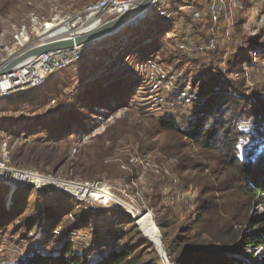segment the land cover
<instances>
[{"label": "rangeland", "instance_id": "obj_1", "mask_svg": "<svg viewBox=\"0 0 264 264\" xmlns=\"http://www.w3.org/2000/svg\"><path fill=\"white\" fill-rule=\"evenodd\" d=\"M92 1L94 0H0L1 56L11 58L15 52H18L19 48L14 38V32L17 27L28 23L32 17L50 20L80 11ZM196 1L177 0L180 6L176 9H170L168 6L170 2L166 0H162V4L167 7L166 11L172 17H176L180 11H183L187 15L190 14L192 18L195 17V11L199 10L197 7H193ZM245 2L248 1L245 0ZM260 2L262 1H257L258 8L253 5L254 8L250 6L244 11H235L230 16L231 26L230 22L224 21L223 27L231 31V36L232 32L234 34L233 38L225 35L223 38H219L220 52L222 50L228 52L231 49L235 51L240 40L253 43L250 48L251 54H255L264 46V34L261 31L264 26L257 25V17L255 16V11L258 13V9L261 7ZM253 10L254 14L250 15ZM205 11L204 9L200 10V18L196 19H202ZM169 17L149 14L144 22L135 26V29L125 28L114 36L105 37L101 41L98 40V43L91 47L80 61L61 72L53 73L42 86L32 90L27 96H17V93L8 96L0 95V127L2 129L0 156L3 148H5L9 153L11 163L15 166L28 168L27 165L29 164L39 163L42 167L33 169L40 172H54L75 180H105L108 183L112 199H108L109 202L105 205L97 201L98 206L96 207L84 205V202H79L75 197L64 192H58L64 193L68 197L64 200L63 196L58 195L57 198V196L50 195L52 196V203H58L57 201L61 200V203L69 206L68 208L72 207L80 211L83 218L69 214L63 224H73L69 236H67L84 249H88L94 240L95 243L98 242L94 248L89 249L92 254L100 250L102 243L117 242L120 246L128 245L132 239L129 236L135 232L147 236L152 242V239L159 237V244L164 251L167 244H170L172 240H177L175 237L178 234H185L188 239L192 238V240L182 242L178 248H174L175 250H181L182 247L197 243H208L213 246L211 240L202 235L197 228L195 235L190 236V227L184 226L188 223L192 213L200 208V202L204 201L207 196L202 195L199 190H194L183 181L187 172L177 171V160L169 157L164 151L165 146L178 140V135L172 132H164L155 117H145L137 108L135 100H131L126 106L116 108L112 113L109 108L105 107H118L119 100L111 97L108 105L103 107L100 105L102 91L96 90L94 94V88L97 87H95L96 83L98 81L105 82L104 75L114 73L111 76L116 75L119 81L123 82L129 78L136 79L138 76L134 72L135 65L146 63L149 60L158 64L159 67L171 70L177 76V81L178 75L183 76L182 72L186 66L180 67V73L172 70L177 57H181L174 48L178 45L180 48L182 43H179V39L175 37L176 34L180 37V33H175L172 30L167 31L168 24H164V22L167 21L166 19H170ZM162 18H166L165 21ZM202 22L203 20H200L199 24ZM194 23L193 28L197 32L194 34L192 30L190 32L192 36L188 38L191 39L189 40L191 43L196 44L207 34L199 36L198 32L201 30ZM175 27L189 30L191 29V22L185 24L181 20L175 22ZM253 28L255 30L252 31ZM159 30H162L159 35L169 41L173 47L165 44L155 46L159 47L156 52L157 58L148 59L147 55H143L144 48L146 49L145 44L148 45ZM259 30L260 32L256 35L255 33ZM141 31L149 37L145 39V42L139 39ZM252 37L253 40H251ZM180 50L182 49L180 48ZM192 52H196L194 56L200 60L207 57L206 54H201L198 50ZM217 57L215 56V60ZM169 60L174 61L171 64L168 62ZM237 71H240L241 76L235 74L238 80L229 85L233 87L238 82L241 92L245 93L243 96L250 97L251 93L257 94L264 90V61L256 62L253 60L245 68L239 66ZM244 73L245 76H243ZM225 76H227L225 80L233 81L230 76L234 75L225 74ZM139 78L146 79L145 75H140ZM182 78L185 80L184 76ZM186 84L191 85L192 89L198 93V87L194 86L191 79L185 81L182 87H185ZM90 88L91 97H88L86 91ZM55 91H60V94L55 96ZM32 95H48L45 100H50L45 107L42 105L32 107L30 105L24 109L22 105ZM200 99L199 97L198 100ZM45 100L42 103H45ZM58 106L61 109L55 110L56 113L57 111L61 114L78 112L81 120L80 123L74 124V131L69 136H65L61 140L55 139L47 142L45 140L48 135L42 131L38 124L31 123L35 118L51 117L54 115L52 113L54 110H50ZM84 123L87 125L88 133L81 127ZM183 141L187 140L183 138L181 143ZM189 151L192 154L197 150L190 148ZM42 154L50 156L51 160H48V163L41 161ZM122 163L127 164L128 167H122ZM202 163L203 167H196L197 169L194 171L198 173L210 171L207 168L209 163L206 161ZM213 164L216 166L215 163ZM209 180L213 181L214 179L209 177ZM159 184L160 186H158ZM5 186L8 188L7 196L10 188ZM174 191L182 197L178 198ZM33 193L38 194L35 190ZM12 198L7 199V205L10 204ZM214 198L227 215L234 217L233 228H238L248 213L246 207L233 203L234 200H230L229 194L214 195ZM242 200L245 201L246 199ZM251 212L264 214L263 198L256 199L249 214ZM145 214H148V217L145 216V220L139 223ZM124 217L128 221H133L131 226H127V220L122 221ZM147 220L152 226L147 225ZM159 223H164L162 226L169 223V226L163 229ZM216 225L217 222L213 221L212 232H216ZM44 227L43 231L40 229L35 234L36 240H32V238L23 239L14 230H8L6 234L3 231L0 235V264H10L17 255L27 256L28 249L43 251L45 249L44 243L48 239L47 222ZM54 233L61 239L62 236L66 235L65 226L60 225L54 230ZM59 238L57 239L60 240ZM139 244L140 241L137 242V245ZM155 246L163 263L173 264L170 262L166 251L165 255H161L156 244ZM261 248L257 251H260Z\"/></svg>", "mask_w": 264, "mask_h": 264}, {"label": "trees", "instance_id": "obj_2", "mask_svg": "<svg viewBox=\"0 0 264 264\" xmlns=\"http://www.w3.org/2000/svg\"><path fill=\"white\" fill-rule=\"evenodd\" d=\"M166 1L170 2L168 5L170 9L180 6L177 0ZM208 4L209 0L195 2L196 6L193 7H197L199 9L197 11L206 10L203 18L199 20L195 17L191 18L190 14L187 15L183 11H180L176 17L162 18L163 21L167 20L164 22V24H168L167 31L172 30L175 33H180V37L175 35L179 39V43H191L189 41L192 36L190 32L192 30L194 34L197 32L193 28L195 22L194 24L198 25V29L201 30L198 32L199 36L206 34L208 36L210 33ZM247 5L248 8L253 7L251 3ZM253 14L254 10L250 15ZM255 16L257 17V11H255ZM181 20L185 24L191 22V29L176 28L175 22ZM200 20H203L201 24H199ZM129 28L133 30L135 26ZM161 31L159 30L155 34L148 45L145 44L146 49L144 48L143 55H147L148 59L157 58L156 52L159 47L155 46L165 44L173 47L169 41L159 35ZM261 31L264 34V27L261 28ZM259 32L260 30L255 34L257 35ZM233 34L234 32H232V36L230 35L231 38H233ZM223 36L222 34L219 38L221 39ZM146 38L149 37L141 31L140 41L145 42ZM253 39L252 37L251 40ZM251 44L253 43L240 40L237 49L235 51L231 49L228 52L226 50L220 52L218 45L217 49L213 51L201 52V54L207 55L204 60L195 57L196 52L180 50L179 45L174 48L181 57L177 55L172 70L180 73V67L186 66L182 72L185 80H183V76L178 75L177 84L182 86L185 81L191 79L194 86L198 87L201 99L191 103H185L182 99L172 98L170 95H167L164 103L153 101L149 95L143 92L150 85L147 78H129L123 82L119 81L116 75L111 76L114 74L111 73L104 75L105 82L98 81L95 85L97 87L94 88V94L96 90L102 91L101 106H107L111 97L119 100L118 107H105L109 108L110 112L113 113L116 108L126 106L131 100H135L137 108L145 117H155L164 132L178 135V140L165 146L164 151L169 157L177 160V171L187 172L183 181L194 190H199L202 195L207 196L204 201L200 202V208L192 213L188 223L184 226L190 227V236L195 235L197 228L202 235L211 240L213 246L208 243H197L182 247L181 250H175L174 248H178L182 242L192 240V238L188 239L185 234H178L175 237L177 240H172L165 246L166 254L173 264H264V214L258 212L249 214L256 199H264V90L245 97L238 82L233 87L229 85L238 80L235 74L241 76L240 71H237L239 66L245 68L253 60L264 61V46H260L261 48L255 54H251ZM215 56H218L216 60ZM173 61L169 60L168 62L172 64ZM225 74L234 75L230 76L233 81L225 80L227 78ZM32 90L34 89L18 92L17 96H27ZM90 91L91 88L86 91L88 97H91ZM55 92V96L60 94V91ZM47 96L32 95L22 106L24 109L30 105L45 107L50 100H45ZM43 100L46 102L42 103ZM60 109L59 106L54 107L50 110H54L52 112L54 115L35 118L31 123L38 124L42 131L48 135L45 140L47 142L55 139L61 140L63 137L69 136L74 131V124L80 123L81 116L78 112L61 114L57 111L56 113L55 110ZM81 127L88 133L85 123ZM183 138L187 141L181 143ZM190 148L197 151L191 154ZM40 160L48 163L51 157L42 154ZM204 161L209 163L207 168L210 171L206 173L194 171L197 169L196 167H203L202 162ZM27 166L28 168L42 167L39 163ZM209 177L214 180L210 181ZM33 191L34 189L27 187L16 189L10 204L7 205L8 188L0 184V235L3 231L6 234L8 230H14L23 239L36 240L35 234L40 229L43 231L44 224L47 222L48 239L44 243L45 249L43 251L28 249L27 256L17 255L10 264H164L155 244L140 232L129 236L132 239L126 246H120L117 242L102 243L100 250L92 254L89 249L94 248L98 242L95 243L94 240L88 249H84L68 237L73 224H63L69 214L83 218L80 211L72 207L68 208L69 206L61 203L59 199L58 203H52L50 195L57 196V198L63 196V200L68 197L64 193L38 190L36 191L38 194H35ZM174 192L178 198L182 197L176 191ZM221 194H229L230 200H234L233 203L246 207L248 213L238 228H233L234 217L227 215L219 207V202L215 200L214 195ZM126 220L127 226H131L133 221H128L126 217L122 218V221ZM213 221L217 222L216 232L211 231ZM162 224L164 223H159V226L163 229L169 226V223L165 226ZM60 225L66 228V235L61 239L54 233V230ZM116 234L119 236L118 232ZM139 241L140 244L137 245ZM259 248L261 250L257 251Z\"/></svg>", "mask_w": 264, "mask_h": 264}, {"label": "built area", "instance_id": "obj_3", "mask_svg": "<svg viewBox=\"0 0 264 264\" xmlns=\"http://www.w3.org/2000/svg\"><path fill=\"white\" fill-rule=\"evenodd\" d=\"M141 0H94L84 9L71 12L64 16L52 18L50 20H40L32 17L28 23L17 27L14 38L18 44V52L48 41L60 39H74L77 35L90 31L102 25L120 14L126 13ZM209 0L208 13L210 16V33L198 43H182V50H198L200 52L213 51L217 49L221 34L229 37L231 31L223 27L224 21L230 22L233 13L244 11L248 8L247 3L251 2L256 8L258 0ZM259 4L257 25L264 26V0ZM167 7L162 4V0H154L147 9L143 19L136 25L138 26L149 16V14H160L172 17L166 11ZM195 19L200 18V11H195ZM169 17V18H170ZM225 24V23H224ZM229 26V27H230ZM228 27V26H227ZM226 30L224 31V29ZM222 30V31H221ZM224 31V32H223ZM98 43V40L75 44L72 47L60 48L38 55L22 67L15 69L7 74H0V95L8 96L12 93L27 91L42 86L49 75L57 70H63L74 63L80 61L84 55ZM15 53L13 55H15ZM0 53V66L8 61ZM146 69V71H145ZM145 71V72H143ZM135 74L139 77L145 75L150 85L143 91L149 95L153 101L164 103L167 95L172 98L182 99L185 103H191L199 99V94L186 84L185 87L177 84V76L171 70L159 67L158 64L149 60L146 63L135 65ZM55 103V101H53ZM2 129L0 127V136ZM0 156V183L9 186L10 191L7 199H11L13 192L18 188H29L26 184H32L35 191H57L64 192L75 197L84 205L96 207L97 201L102 204L112 199L109 193V185L105 180H75L58 175L54 172H40L33 168L15 166L11 163L9 153L5 148ZM138 159V158H137ZM136 159V160H137ZM122 167H128L122 163ZM14 184V185H13ZM110 214V213H109Z\"/></svg>", "mask_w": 264, "mask_h": 264}, {"label": "water", "instance_id": "obj_4", "mask_svg": "<svg viewBox=\"0 0 264 264\" xmlns=\"http://www.w3.org/2000/svg\"><path fill=\"white\" fill-rule=\"evenodd\" d=\"M153 2L154 0H141L126 13L120 14L116 18L102 25L97 26L90 31L81 33L77 35L74 39L70 38V39L53 40V41H48L46 43L30 46L22 50L21 52L13 55L11 58L8 59L6 63L1 65L0 74H7L19 67H22L42 53H46L48 51H52L60 48L72 47L75 44H82L95 40H101L105 37H109L114 34H117L119 31L125 28L133 27L143 19L147 9L150 8ZM26 185L29 188L33 186L32 184H26ZM9 186L12 187V185ZM146 215L148 214H145L144 216ZM152 240L157 245L161 255L162 254L165 255V251L159 244V240L158 239L156 240L152 239Z\"/></svg>", "mask_w": 264, "mask_h": 264}, {"label": "bare ground", "instance_id": "obj_5", "mask_svg": "<svg viewBox=\"0 0 264 264\" xmlns=\"http://www.w3.org/2000/svg\"><path fill=\"white\" fill-rule=\"evenodd\" d=\"M121 31H123V30H121ZM121 31H119L118 33H120ZM117 33V34H118ZM114 35H116V34H114ZM114 35H112V36H114ZM101 41V40H100ZM147 217H148V215H146ZM142 220H145V216L139 221V223H141L142 222ZM147 222V225H149V226H152V224L150 223V221H146ZM152 230H153V232H154V229L152 228ZM158 239V238H157ZM156 240V239H155Z\"/></svg>", "mask_w": 264, "mask_h": 264}]
</instances>
